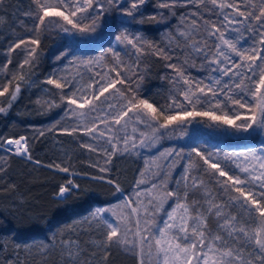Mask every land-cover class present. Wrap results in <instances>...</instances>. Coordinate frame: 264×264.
Masks as SVG:
<instances>
[{
	"label": "snow or ice",
	"instance_id": "6c2138e0",
	"mask_svg": "<svg viewBox=\"0 0 264 264\" xmlns=\"http://www.w3.org/2000/svg\"><path fill=\"white\" fill-rule=\"evenodd\" d=\"M32 3L34 10L25 13L32 20L27 28L30 35L18 36L8 49L9 53L17 49L25 52L21 70L38 61L40 37L46 32H94L101 19L114 10L135 19L146 0H127L128 6L122 0ZM177 7L188 10L181 13L175 28L166 30V47L125 28L114 37L124 46L121 50L110 46L97 57H73L70 62L83 63L89 71L100 69L103 63L106 71L97 70L86 84L59 76L46 80L59 90L64 114L77 121V127L61 131L87 136L91 142H82L81 147L103 153L105 165L118 153L140 156L141 150L153 149L177 130L182 137L194 121L207 120L212 122L210 126L236 133L264 132V0H160L158 8L166 11L148 19L157 21L158 15L157 22L166 21L169 15H176ZM248 39L252 43L245 46L242 41ZM150 50L167 61L174 60L177 50L184 55L182 61L166 65L172 70V88L164 105L141 95L139 82L144 77L133 71ZM65 55L62 52L57 59ZM8 64L11 60L4 67ZM197 65L205 76L193 77L187 71ZM18 79L24 80V75ZM10 83L0 85V96L9 92ZM19 92L17 83L8 107ZM48 106L59 107L54 101ZM4 112L6 108L0 107V113ZM0 149L32 160L25 136L2 140ZM157 153L145 158L130 193L106 175L93 177L112 185L118 193L117 203L95 207L85 218L90 228L98 226L99 246L105 251L113 244L124 246L137 254L138 264H146V257L153 255L157 264H264V143L243 150L196 146L187 154L175 148ZM177 158L186 163L174 176ZM90 166L100 173L111 171L99 163ZM49 167L70 173L66 166ZM5 170L0 164V174ZM78 189L79 184L69 178L57 195L66 199ZM34 247L47 255L51 245L17 243L13 257L0 260V264H24L15 250ZM8 248V243L0 241V252ZM59 250L68 264H78L83 253L79 240L71 236L59 240Z\"/></svg>",
	"mask_w": 264,
	"mask_h": 264
},
{
	"label": "trees",
	"instance_id": "16d2710c",
	"mask_svg": "<svg viewBox=\"0 0 264 264\" xmlns=\"http://www.w3.org/2000/svg\"><path fill=\"white\" fill-rule=\"evenodd\" d=\"M125 6L127 0H122ZM160 0H146L141 6L135 19L124 16L119 10L107 13L113 29H125L129 32H137L145 39L152 41L159 47L167 46L166 30L175 28L181 13L188 9L177 7L176 15L168 16L166 21L148 19L161 11L158 8ZM16 0H3L0 4V85L11 81L8 85L9 92L0 96V107H5L6 112L0 113V142L8 138H28L32 160L16 156L0 149V164L5 167V172L0 174V241L8 243L7 252H0V260L10 259L14 255L15 244H29L30 241L48 239L52 234L58 236L65 231L66 226L77 218L87 215L95 206H107L116 203L118 193L107 182L93 179L95 176L106 175L115 179L120 188L127 194L131 192L141 169V162L130 154H117L112 156L111 163L104 164L106 157L103 153L90 152L81 147V143H89V138L82 133L68 135L61 131L66 126L61 122L63 102L58 101L59 107L49 108L47 94L44 91V82L53 75L73 54L79 52V47L63 33H45L40 37L38 48L39 59L34 66L25 65L21 70L19 65L25 59V52L17 49L8 52L10 45L18 36L30 35L28 32H20L21 28L13 27L12 10ZM34 5V4H33ZM34 10V7H33ZM142 13V15H141ZM32 23L28 24L30 27ZM247 35V34H246ZM258 39V37H257ZM245 46L252 43L248 39ZM62 52L67 55L57 59ZM173 61H167L161 57L149 54L142 57L138 71L144 79L140 83L141 95L154 100L159 105L167 101L169 91L172 88L170 78L172 70L167 68L169 62L176 59L182 61L184 55L177 50ZM8 60L11 64L7 65ZM193 77H196L199 66L187 69ZM24 80H19L20 75ZM16 77V79H13ZM19 83L20 92L16 100L8 107L7 101ZM51 86V85H50ZM54 87V86H53ZM2 91V87H0ZM59 91L56 90V93ZM39 101V103H38ZM199 119V118H198ZM207 120L200 123L205 125ZM210 122V121H208ZM44 135H40V132ZM245 141H258L264 138V132L259 130L249 133H238ZM205 140L203 135L189 138L182 143L176 138H169L162 144L173 146L179 142L185 149L192 147L194 142ZM35 161H39L37 164ZM99 163L111 169L109 173H100L92 164ZM59 164L69 167L70 173L60 172L49 165ZM73 179L79 184V189L66 199L58 197L59 187L65 184L67 179ZM19 251L24 264H40L37 256L23 248ZM125 252L110 246L102 254L101 264H138L137 254ZM43 264H64L60 254L52 253ZM68 264V263H67Z\"/></svg>",
	"mask_w": 264,
	"mask_h": 264
},
{
	"label": "rangeland",
	"instance_id": "374dc122",
	"mask_svg": "<svg viewBox=\"0 0 264 264\" xmlns=\"http://www.w3.org/2000/svg\"><path fill=\"white\" fill-rule=\"evenodd\" d=\"M35 8L33 5L32 0H16L15 6H13L12 10V21L13 27L21 28V31L28 32L27 28L29 27L28 24L32 23V20L25 15ZM110 17L106 14L104 18L101 19L99 26L96 28L94 32L88 33H76V34H69L63 33L66 37L70 38L75 44L79 47V52L70 56L62 66L57 70L56 73L50 76H59L64 77L67 79H75L79 81L80 84H86L89 82V77L93 76L97 70L103 69L106 71L107 69L104 68L103 63L100 64V69L93 68L92 71H89V66H86L83 63L79 62H72L73 57H78L82 59H87L90 57H97L99 53L108 47L116 48L117 50H121L124 46L118 45L115 42V35H117L123 29H113L112 24L110 22ZM87 23V22H85ZM163 24V22H161ZM53 33V32H52ZM137 33V32H132ZM24 34V33H23ZM49 34V33H48ZM244 43V41H242ZM199 66V65H198ZM129 74H131L129 72ZM206 73L199 69L198 74L196 77H203ZM82 77V79H81ZM42 85L44 84V91L47 94V98L49 102L55 103V105L59 104L60 101V92L56 93L55 87L53 85H49L44 82L39 81ZM59 91V90H58ZM61 109L63 110L62 116L59 120L66 126V128L77 127V121L71 115L64 114V104L62 105ZM205 121V120H204ZM212 122H206L205 125H200V123H196L195 121L189 124L186 128V134L181 137V133L179 130L176 132H172L169 135H166L162 140L159 141L156 146L151 150H141V155L137 156L135 154H130L136 158H138L141 162V169L144 168V161L145 158L153 155L158 154L157 150L163 151L164 149L168 148H175V149H183L184 153L187 154L192 147L199 146L201 149H213L219 147L224 150L229 149H236V150H243L245 148H251L259 146L261 143H264V138L260 139L258 143L255 141H245L244 139L240 138V135L234 130L225 129V128H217L214 125L210 126ZM198 135H203L205 140H200V142H194L192 147L189 149H185L182 146L180 147L179 142H186L189 138L195 137ZM176 138L177 144L170 146V145H163L162 142L169 140V138ZM194 156V154H193ZM177 166L173 172V175H177L181 170V165L186 163V161L177 158ZM139 175L137 180L139 179ZM207 180V177H204ZM136 180V181H137ZM133 189V188H132ZM131 189V191H132ZM117 203V202H116ZM171 201H169V204ZM108 206V205H107ZM100 207V206H95ZM93 207L92 209H94ZM106 207V206H104ZM167 208L168 205H165ZM90 213V212H89ZM89 213L81 218H77L69 223L65 231L55 236V240H53L54 235L52 234L48 239H38L35 241H30L29 244H40L41 242L49 243L51 245L50 250L48 251L47 255H41L39 253L38 248H32L29 250L33 252L37 258L39 259L40 264H43L44 261L49 257L50 254L56 253L60 254L62 257V262L67 264L68 262L65 260L64 256L61 254L59 250V240L68 236H71L73 239H78L80 242V246L83 249L82 255L79 257L78 264H101L102 254L105 251L103 247H100L101 243V232L98 229V226L93 224L90 228L89 223L86 221V217L89 216ZM163 215V213H161ZM114 248L117 250H121L124 253L125 257H128L130 253H133L127 250L124 246L113 244ZM139 259V257L137 256ZM146 264H157L155 255L151 256L150 258L146 257Z\"/></svg>",
	"mask_w": 264,
	"mask_h": 264
}]
</instances>
